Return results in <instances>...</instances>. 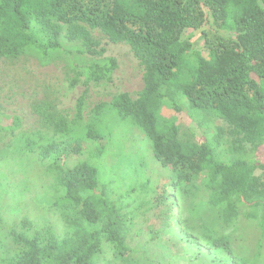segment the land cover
Returning a JSON list of instances; mask_svg holds the SVG:
<instances>
[{"label": "trees", "instance_id": "trees-1", "mask_svg": "<svg viewBox=\"0 0 264 264\" xmlns=\"http://www.w3.org/2000/svg\"><path fill=\"white\" fill-rule=\"evenodd\" d=\"M93 31L129 46L142 67V89L135 99L122 94L96 105L87 121L83 96L70 121L50 113L48 102L34 108L43 130L19 135L16 145L39 163L46 212L57 223L22 218L20 230L10 231L14 250L0 264H96L102 254L128 264L136 253L134 220L160 208L168 231L178 215L173 208L186 199L189 214L209 210L222 228L204 222L199 236L190 235L177 217L171 233L185 244L188 264L262 263L261 243L258 253L240 254L223 229L239 231L247 220L264 237V181L254 175L264 171L254 159L264 146V0H0L5 63L22 56L48 63L67 42L68 68L83 84L108 83L116 63L103 57ZM169 111L174 116H165ZM179 114L188 127L178 123ZM214 120L224 126L202 139L193 133ZM125 125L141 134L166 178L159 196L142 197L135 207L126 199L150 197L154 183L137 171L139 179L123 191L104 176ZM19 126L18 117L0 114V132ZM156 237L155 230L150 241Z\"/></svg>", "mask_w": 264, "mask_h": 264}, {"label": "rangeland", "instance_id": "rangeland-1", "mask_svg": "<svg viewBox=\"0 0 264 264\" xmlns=\"http://www.w3.org/2000/svg\"><path fill=\"white\" fill-rule=\"evenodd\" d=\"M93 38L99 43V48L104 49L103 57L114 59L116 68L108 83L85 85L77 72L68 68L70 58L73 56L67 51L73 47L64 42L62 55L50 59L48 63L31 56H22L16 61L5 63L0 59V114L18 117L20 126L12 132H0V261L11 256L14 244L10 231L20 230L19 222L27 217L37 226L44 223L56 225L52 212H46V184L39 173L38 162L26 158L17 150L16 140L21 134L34 133L43 130V120L34 109L44 106L48 102L52 106L49 111L57 118L63 117L72 120L75 115V104L79 97H84V121H87L93 108L100 104L110 103L115 97L126 94L135 99L142 89V67L134 57L131 49L124 43H111L97 31L92 32ZM199 34H195L199 42ZM44 109V108H41ZM173 112H165V116H174ZM179 114L178 123L188 127L189 122ZM222 121L210 122V127L195 128L193 133L202 139L205 134L213 132L215 127H222ZM118 130L120 129L117 128ZM187 134V130H183ZM123 138L117 142L114 150L106 156L104 161L105 180L116 181L111 187L125 191L138 175L151 180L156 188V193L145 198L143 193L131 194L126 199L132 207L137 206L142 197L144 200L152 199L160 194V186L166 181L164 172L158 164L149 158L147 146L141 134L135 128L125 125L121 131ZM127 155L123 160L121 157ZM140 159L142 161H140ZM255 162L264 164V146L255 155ZM123 163L121 164V161ZM136 162V166L129 165ZM137 175V176H138ZM255 176H260L264 181V171L256 168ZM159 187V188H158ZM155 190V189H154ZM173 191V190H172ZM181 209L173 208L172 213H178L180 225L190 235L199 236L204 222L221 232L222 228L214 214L209 210H202L197 214H189V205ZM145 207V206H144ZM147 208V207H146ZM145 210V209H144ZM160 208L145 210L143 215L134 220L130 227L133 237L131 247L136 249L128 264H188L187 249L179 236H172L174 221H171L168 231L163 228V219L159 218ZM260 214V212H258ZM251 221H242L239 231L231 228L223 229L230 237L235 252L248 255L254 251L264 255V237ZM161 225V226H159ZM159 226V227H158ZM157 231V237L150 241V234ZM264 264V259L258 261ZM119 264L110 255L98 257L96 264Z\"/></svg>", "mask_w": 264, "mask_h": 264}]
</instances>
